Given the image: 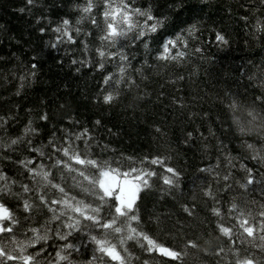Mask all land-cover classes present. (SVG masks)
<instances>
[{
	"label": "snow or ice",
	"instance_id": "obj_1",
	"mask_svg": "<svg viewBox=\"0 0 264 264\" xmlns=\"http://www.w3.org/2000/svg\"><path fill=\"white\" fill-rule=\"evenodd\" d=\"M36 3L37 0H26L29 7ZM205 3L198 0V5ZM257 3L264 12V0ZM73 7L78 13L74 22L62 17L55 25L40 26L37 31L55 36V42H45L52 49L58 50L60 43L78 42L82 57L71 61L76 71L90 63L94 70H104L90 98L101 108L124 103L125 97L126 109L138 108L147 95L140 86L149 78L145 66L159 67L160 72L169 67L181 68L193 57L206 59L207 44L219 48L229 44L227 37L215 29H209L211 40L203 39L204 8L190 7L189 0H167L160 14L153 10V0L139 6L135 0H77ZM255 11L250 9L251 36L264 38V16H255ZM181 13H188L190 18L180 19ZM35 19L37 23L47 21V17ZM172 19L179 20L174 27L170 26ZM240 19L249 24V15ZM82 22L91 27L82 30L78 26ZM81 35L93 39L94 55L90 54L88 39L77 41ZM141 48L150 53L153 63L149 64L145 57L137 61L139 66L133 64V52ZM36 60L33 56L30 63L22 66L21 82H30L36 75ZM106 64H111L113 70H105ZM255 69L245 70L249 85L257 84L254 96L249 99L239 92L227 91L218 97L221 107L215 123L224 138L208 130L215 139V163L198 167L183 186L182 172L171 164L170 155L102 157L92 145L101 151L107 146L100 145L90 129L77 130L79 121L71 116L64 118L66 127L61 126L58 132L52 131L46 140L36 143L39 128L31 116L19 135H9L6 125L13 117L0 115V129L7 136L0 141V159L12 163L17 170L9 175L0 169V197L17 201L13 209L0 199V264H75L73 253L80 251L77 237L92 248L91 257L83 264H150L153 259L159 264H187L190 256L201 253L216 257L217 264H264V200L259 206L255 201L237 203L232 195L233 185L243 192L264 186V66ZM195 71L194 66L192 74ZM183 79L178 74L167 83ZM172 102L184 107L182 100L174 98ZM49 116L42 109L36 120L47 123ZM192 116L189 111L188 117ZM92 124L102 127L99 119ZM154 131L163 137L160 127ZM186 136L190 140L193 133L189 131ZM203 148L207 151L209 145ZM17 152L21 154H9ZM17 173L22 179H15ZM153 189L159 197L173 201L180 215L173 218L172 214L157 212L145 220L140 202ZM223 195L229 197L225 203ZM198 203L207 213L203 218L198 216ZM37 212L43 214V222L22 228L21 219L30 222ZM166 221H171L170 243H162L153 235V226L161 229ZM21 230L28 235L21 238ZM49 241L56 244L52 256L47 253Z\"/></svg>",
	"mask_w": 264,
	"mask_h": 264
},
{
	"label": "trees",
	"instance_id": "obj_2",
	"mask_svg": "<svg viewBox=\"0 0 264 264\" xmlns=\"http://www.w3.org/2000/svg\"><path fill=\"white\" fill-rule=\"evenodd\" d=\"M76 3L77 0H37L36 5L29 7L26 0H0V115L13 117L6 125L8 134L19 135L31 116L34 126L39 128L34 140L40 143L52 131L58 132L61 126L66 127L64 118L66 115L71 116L79 121L77 130L79 127L90 129L95 140L100 145L107 146L101 151L95 144L92 145L100 156L116 159L122 156L139 157L145 153L170 155L171 164L182 172V186L187 184L198 167L215 163V139L209 136L208 130L211 128L217 138H224L215 123L221 107L218 97L227 91L239 92L249 99L255 95L257 84L249 85L245 70L255 71V66H264V38L258 35L253 39L250 29L253 20L250 9L256 10L255 16H264L257 0H206L204 5H198V0H189L190 7L196 5L204 8L203 39L211 40L212 32L209 29H215L227 37L229 44L219 48L209 43L204 50L206 59L193 57L190 63L181 68L169 67L160 72L159 67L145 66L144 71L149 74V78L141 82L140 86L147 95L135 110L126 109L127 97L124 103H117L112 107L101 108L94 105L90 98L96 93L104 70L96 71L90 63L87 68L76 71L71 61L82 57L78 42L73 45L60 43L58 50L52 49L45 42H55V36L51 32L41 34L37 31L40 26L55 25L62 17L71 18L74 22L78 14L73 7ZM135 3L139 6L146 4L147 0H135ZM166 7L167 0H153L156 14L163 12ZM22 8L23 12L20 11ZM246 14L249 15L247 25L240 19ZM37 16L47 17V21L42 19L37 23ZM189 18L188 13L180 14V19ZM178 23L179 20H170L171 27ZM78 26L84 31L91 27L86 22ZM92 31L94 34L95 29ZM79 39H88L90 54L94 55L93 39L83 35L77 41ZM133 55L136 56V60H133L136 66H139L137 61L145 57L149 64L153 63L150 53L142 48L138 53L134 51ZM33 56L37 57L39 65L36 75L30 82H21L19 76L22 66L30 63ZM194 66L196 71L192 74ZM105 70L112 71V65L106 64ZM178 74L183 75V81L167 83ZM174 98L182 100L184 107L179 103L173 104ZM61 104L65 107L61 108ZM42 109L50 113L47 123L36 120L37 113ZM189 111L193 113L191 118L188 117ZM97 119L101 120L102 127L93 126L92 122ZM155 127L161 128L163 137L154 131ZM189 131L193 133L190 140L186 136ZM6 139L7 136L0 129V141ZM228 139H225V143ZM185 140L188 142L184 143ZM205 144L209 145L207 151L203 148ZM232 151L235 154L234 148ZM9 154L15 157L21 153ZM0 169H4L9 175L17 172L12 163L2 159ZM15 179L20 180L22 177L17 173ZM213 187L215 188V184ZM262 189L264 186L257 185L251 191L243 192L233 185L232 195L236 196L237 203L255 201L259 206L264 200ZM228 198L223 195L222 203ZM0 199L16 209V199ZM140 203L145 220L157 212L172 214L173 218L180 215L174 202L166 197H159L156 189L146 192ZM197 207L200 218L207 215L202 203H198ZM17 214L21 217L23 215L18 209ZM43 220V214L37 212L30 222L21 219L22 228L35 227L38 221ZM170 229L171 221H166L161 229L153 226V235L162 243H170ZM18 235L23 238L28 233L21 230ZM76 243L80 251L73 253L74 261L75 264H83L91 257L92 248L79 237L76 238ZM55 247L56 244L49 241L48 255H54ZM136 251L139 253V249ZM150 264H159V261L153 259ZM187 264H217V258L201 253L190 256Z\"/></svg>",
	"mask_w": 264,
	"mask_h": 264
}]
</instances>
